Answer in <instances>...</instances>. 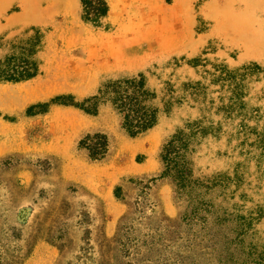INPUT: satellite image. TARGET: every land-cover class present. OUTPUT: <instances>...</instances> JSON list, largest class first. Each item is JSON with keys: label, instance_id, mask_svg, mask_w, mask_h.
Masks as SVG:
<instances>
[{"label": "rangeland", "instance_id": "374dc122", "mask_svg": "<svg viewBox=\"0 0 264 264\" xmlns=\"http://www.w3.org/2000/svg\"><path fill=\"white\" fill-rule=\"evenodd\" d=\"M106 1L84 21L79 0H0L1 69L42 35L38 73L0 82V264H264V56L224 23L264 34V0ZM139 74L179 102L135 137L108 106L51 102ZM194 121L181 193L160 153ZM94 133L100 161L79 147Z\"/></svg>", "mask_w": 264, "mask_h": 264}, {"label": "trees", "instance_id": "16d2710c", "mask_svg": "<svg viewBox=\"0 0 264 264\" xmlns=\"http://www.w3.org/2000/svg\"><path fill=\"white\" fill-rule=\"evenodd\" d=\"M82 6L81 17L84 21L104 19L109 11L106 0H79ZM33 34L28 39L27 57L21 60L13 58L6 65L8 70L0 68V82H19L28 80L38 73V64L33 58L42 37L39 29L31 28ZM29 56V57H28ZM11 61H13L11 63ZM53 104L74 106L84 113L96 115L101 106H108L119 116L121 127L132 137L143 134L153 128L162 113H169L174 103L171 92L159 96L156 90L146 84L144 75L122 78L106 82L98 89L97 94L75 102L72 96H59L51 101ZM49 104L40 105L41 108ZM33 108V107H31ZM31 111V109H29ZM198 132L203 133L204 127L198 121L188 123L184 129L173 134L163 145L160 158L164 166L163 175L170 177L178 192L192 193V179L187 154L193 137ZM79 147L86 150L88 157L94 161L105 158L109 150L105 134H87L79 141Z\"/></svg>", "mask_w": 264, "mask_h": 264}, {"label": "bare ground", "instance_id": "6f19581e", "mask_svg": "<svg viewBox=\"0 0 264 264\" xmlns=\"http://www.w3.org/2000/svg\"><path fill=\"white\" fill-rule=\"evenodd\" d=\"M230 17L231 16H229L227 21L224 23L227 24L230 29L232 28V31L234 30L236 32V34L239 36L237 39H240L239 41L243 42V45L246 48L245 50L248 52V54L264 56V34H262V32L261 34L257 33L258 31L255 32L254 30L256 29L252 30L250 28L251 26L249 27L247 24L248 22L246 23L244 22L245 20L243 21L241 19L242 17L235 16L231 19ZM247 19L249 20L250 18ZM249 23L251 24L252 21Z\"/></svg>", "mask_w": 264, "mask_h": 264}]
</instances>
